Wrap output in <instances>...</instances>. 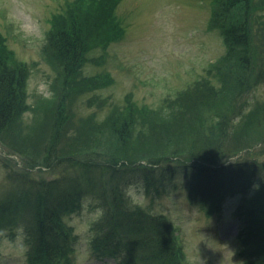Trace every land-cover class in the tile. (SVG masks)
I'll return each instance as SVG.
<instances>
[{
  "label": "trees",
  "instance_id": "1",
  "mask_svg": "<svg viewBox=\"0 0 264 264\" xmlns=\"http://www.w3.org/2000/svg\"><path fill=\"white\" fill-rule=\"evenodd\" d=\"M119 1L74 0L47 20L41 54L54 66L55 82L67 85L69 96L63 94L62 100L72 102L81 87H107L104 74L83 78L81 70L95 47L104 50L122 36ZM209 5L207 29L217 32L223 53L203 77L166 96L158 114L136 109L127 99L124 109L110 108L99 122L90 115L91 125L86 121L81 134H64V139L58 132L72 117L61 102L63 109L54 106L45 129L51 150L46 143L40 150L31 143L44 122L22 127L29 109V66L15 59L0 35V144L28 162L26 171L9 173L0 185V234L7 232L10 239L21 235L27 264H71L75 236L65 220L79 214L88 198L104 210L90 229L95 260L185 264L177 229L155 204L173 201L181 192L206 218L232 201L242 261L264 264V213L255 210L264 207V159H248L253 153L264 157V98L247 99L264 87V0H210ZM187 121L192 130L185 151L172 144L171 135ZM242 152L244 159L228 161ZM37 167L61 168L62 174L36 180L29 172ZM129 185L135 187L126 197ZM134 189L143 191L147 205L134 201Z\"/></svg>",
  "mask_w": 264,
  "mask_h": 264
},
{
  "label": "rangeland",
  "instance_id": "2",
  "mask_svg": "<svg viewBox=\"0 0 264 264\" xmlns=\"http://www.w3.org/2000/svg\"><path fill=\"white\" fill-rule=\"evenodd\" d=\"M73 1L0 0V35L15 59L29 66L26 85L29 109L22 118V127L45 123V128L34 132L35 139L31 142L39 150L44 148V143L51 150L52 145L47 141L48 129H45L53 117L54 106L62 108L61 102L66 103V111L72 117L66 128L64 126L58 132L61 139L64 134H81L86 121L91 125L87 118L90 115L99 122L105 120L110 108L124 109L127 99L136 109L149 108L158 114L166 96L182 92L203 77L204 70L223 53L217 32L207 29L210 0H120L116 17L124 28L122 36L104 50L95 47L81 70L83 78L98 79V74H104L107 87L99 90L81 87L75 90L77 94L72 102L62 100L68 91L67 85L55 82L54 66L43 58L41 49L49 27L47 20L65 3ZM254 97L263 99L264 87L258 86L247 99L253 102ZM187 123L188 126L175 128L171 135L172 144L181 150L187 149L191 142L192 125ZM89 142L93 143L92 140ZM65 146L59 144L58 148ZM245 153L232 156L228 161H240ZM26 158L0 144V185L9 173L26 171ZM254 158L256 161L264 159L255 153L248 159ZM29 173L36 180H52L62 171L61 168L37 167ZM130 194L136 203L148 204L149 200L141 191L134 189ZM183 195L181 192L173 201L162 199L155 204L164 210L177 229L184 263L244 264V257H240L235 242L240 223L231 217L232 201L228 199L218 215L206 218L190 207ZM83 205L79 214L65 220L75 236L71 264H104L94 259L89 247L90 229L97 220L93 215L96 205L89 201L85 203V199ZM255 210L264 213V207L259 205ZM0 264H27L21 235L10 239L7 232L0 234ZM108 264L112 262L108 261Z\"/></svg>",
  "mask_w": 264,
  "mask_h": 264
},
{
  "label": "clouds",
  "instance_id": "3",
  "mask_svg": "<svg viewBox=\"0 0 264 264\" xmlns=\"http://www.w3.org/2000/svg\"><path fill=\"white\" fill-rule=\"evenodd\" d=\"M135 187L134 185H129L127 186L125 189H124V194L125 196L127 197L128 195V191L130 188H133ZM140 189L142 190V183L140 184ZM89 199V202H91V198H88ZM94 217L99 220L103 217L104 215V210L102 208H99L97 207L95 210H94V213H93Z\"/></svg>",
  "mask_w": 264,
  "mask_h": 264
}]
</instances>
